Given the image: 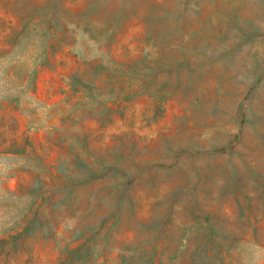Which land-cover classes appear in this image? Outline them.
<instances>
[{
    "label": "rangeland",
    "instance_id": "374dc122",
    "mask_svg": "<svg viewBox=\"0 0 264 264\" xmlns=\"http://www.w3.org/2000/svg\"><path fill=\"white\" fill-rule=\"evenodd\" d=\"M0 264H264V0H0Z\"/></svg>",
    "mask_w": 264,
    "mask_h": 264
}]
</instances>
